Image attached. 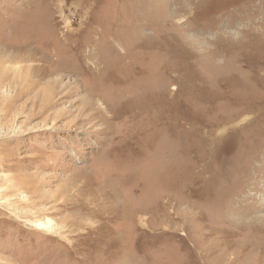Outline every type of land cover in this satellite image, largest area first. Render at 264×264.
<instances>
[{
	"label": "rangeland",
	"instance_id": "rangeland-1",
	"mask_svg": "<svg viewBox=\"0 0 264 264\" xmlns=\"http://www.w3.org/2000/svg\"><path fill=\"white\" fill-rule=\"evenodd\" d=\"M0 62V264H264V0H0Z\"/></svg>",
	"mask_w": 264,
	"mask_h": 264
},
{
	"label": "bare ground",
	"instance_id": "bare-ground-1",
	"mask_svg": "<svg viewBox=\"0 0 264 264\" xmlns=\"http://www.w3.org/2000/svg\"><path fill=\"white\" fill-rule=\"evenodd\" d=\"M63 47H64V45H63ZM68 48V47H67ZM7 49H9L8 47H7ZM87 49H89V48H87ZM20 52H21V54H22V56H24V59L25 60H23V61H26V60H31V58L33 57V55H31V56H29V57H27L24 53L25 52H22V50H19ZM69 51V50H68ZM88 51V50H87ZM5 52V51H4ZM3 52V53H4ZM6 53V52H5ZM56 53V52H55ZM20 54V53H19ZM66 55V54H65ZM89 55H91V54H89ZM12 56V55H11ZM18 56V55H17ZM74 55L72 54V57H73ZM92 56V55H91ZM82 57V56H81ZM95 57V56H94ZM98 57V56H97ZM12 58H14V57H12ZM69 58V57H68ZM67 58V59H68ZM88 58V57H87ZM6 59H7V57H6ZM21 59V58H20ZM63 59H64V57H63ZM70 59V58H69ZM78 59V58H77ZM16 60H17V58H16ZM66 60V59H65ZM82 60V59H81ZM86 60V59H85ZM89 60V59H88ZM98 60V59H97ZM63 61V60H62ZM68 61V60H67ZM79 61V60H78ZM82 61H84V60H82ZM90 61H92V60H90ZM8 62V61H7ZM14 62V61H13ZM21 62H22V60H21ZM2 63H3V61H2ZM5 63V62H4ZM9 64V63H8ZM19 64H22V63H19ZM84 64H85V62H84ZM90 64V63H89ZM93 64V63H92ZM0 65H1V62H0ZM97 65V64H96ZM95 65V66H96ZM100 65V64H99ZM103 65V64H102ZM20 66V65H19ZM48 66V65H47ZM51 66V65H50ZM11 67V66H10ZM62 67V66H61ZM70 67V66H69ZM5 68H7V67H5ZM70 68H73V67H70ZM80 68V67H79ZM93 68H95V67H93ZM9 69H11V68H9ZM29 69V68H28ZM30 69H31V67H30ZM97 69V68H96ZM7 70V69H6ZM18 70V69H17ZM41 70V69H40ZM39 70V71H40ZM57 70H58V68H57ZM85 70H86V68H85ZM9 71V70H8ZM7 71V72H8ZM19 71V70H18ZM18 71L16 72V74L18 73ZM60 71H61V69H60ZM6 72V71H5ZM10 73V72H9ZM9 73H8V75H9ZM56 73V72H55ZM113 73H114V71H113ZM0 74H2L1 72H0ZM15 74V73H14ZM22 73H20V75H21ZM24 74V73H23ZM28 74V73H27ZM115 74V73H114ZM7 75V74H6ZM39 75V74H38ZM166 75V74H165ZM170 76V75H169ZM2 77V76H1ZM3 78V77H2ZM8 78V77H7ZM26 78H27V76H26ZM26 78L24 79V80H26ZM13 79V78H12ZM8 80H10L9 78L7 79V81ZM5 81H6V79H5ZM1 82H3V81H1ZM8 82H10V81H8ZM4 83V82H3ZM19 83V82H18ZM27 83H29V82H27ZM9 84V83H8ZM12 84V83H11ZM15 85H16V83H14ZM21 84H22V81H21ZM18 85V84H17ZM24 85V86H23ZM23 87L21 88V89H23L24 88V90L25 91H27L29 88H30V85L29 84H26L25 82H23ZM19 86H20V84H19ZM18 86V87H19ZM17 87V86H16ZM93 87V86H92ZM148 87V86H147ZM20 89V90H21ZM147 91V90H146ZM17 92H18V90H17ZM21 92V91H20ZM42 228H43V225H42Z\"/></svg>",
	"mask_w": 264,
	"mask_h": 264
}]
</instances>
